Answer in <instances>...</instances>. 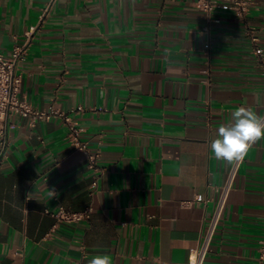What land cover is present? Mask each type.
Segmentation results:
<instances>
[{
    "label": "crops",
    "instance_id": "obj_1",
    "mask_svg": "<svg viewBox=\"0 0 264 264\" xmlns=\"http://www.w3.org/2000/svg\"><path fill=\"white\" fill-rule=\"evenodd\" d=\"M199 1L54 0L46 13L52 0H0V53L24 51L21 97L71 114L105 170L93 192L61 121L30 128L11 117L0 264L105 254L112 264H190L232 165L211 142L238 107L264 114V0L245 21L226 2L209 16ZM61 206L92 207V217L55 229L45 212ZM263 242L264 139L240 168L206 264H264Z\"/></svg>",
    "mask_w": 264,
    "mask_h": 264
},
{
    "label": "built area",
    "instance_id": "obj_2",
    "mask_svg": "<svg viewBox=\"0 0 264 264\" xmlns=\"http://www.w3.org/2000/svg\"><path fill=\"white\" fill-rule=\"evenodd\" d=\"M257 0H200L199 8L206 12L209 16L215 10L226 2L229 8L234 12L235 17L239 21H245L249 13V8ZM54 0H52L46 13L51 9ZM219 23L220 20H213ZM35 28L29 29L27 36L29 37ZM256 39H253L255 41ZM23 48H14L11 56H5L0 53V169L3 162L7 159L10 148V118L14 116L26 119L30 128H35L39 122L59 120L67 130V140L79 152L83 153L87 158V168L92 171L94 181L92 183L93 192L98 188V180L105 172L99 165L100 154L92 152L89 144L82 140L83 128L79 122L74 119L71 114L64 112L59 106L51 105L46 109H37L26 99L21 97L23 79L18 71V63L23 56ZM77 112L73 111V114ZM264 116V114L262 115ZM251 149V148H250ZM242 161L233 162L229 170L227 180L219 191V197L209 218L205 233L199 246L191 252L190 264H206L207 256L220 225L229 194L233 188L234 181L240 171ZM55 220V229L61 224H78L89 221L92 217L93 209L88 207L83 211H72L61 206L58 211H46ZM260 260L264 262V242L260 248Z\"/></svg>",
    "mask_w": 264,
    "mask_h": 264
},
{
    "label": "clouds",
    "instance_id": "obj_3",
    "mask_svg": "<svg viewBox=\"0 0 264 264\" xmlns=\"http://www.w3.org/2000/svg\"><path fill=\"white\" fill-rule=\"evenodd\" d=\"M258 103H264L259 94ZM232 121L222 124L217 131V138L211 142V152L217 160L229 164L242 161L250 148L258 141L264 139V116L258 115L250 107L240 106L232 112ZM52 196L56 195L50 191ZM88 264H112L108 255H96Z\"/></svg>",
    "mask_w": 264,
    "mask_h": 264
}]
</instances>
